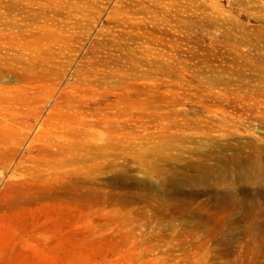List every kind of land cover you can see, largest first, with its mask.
Wrapping results in <instances>:
<instances>
[{"label":"rangeland","instance_id":"obj_1","mask_svg":"<svg viewBox=\"0 0 264 264\" xmlns=\"http://www.w3.org/2000/svg\"><path fill=\"white\" fill-rule=\"evenodd\" d=\"M250 138L264 0H0V264H264Z\"/></svg>","mask_w":264,"mask_h":264},{"label":"bare ground","instance_id":"obj_2","mask_svg":"<svg viewBox=\"0 0 264 264\" xmlns=\"http://www.w3.org/2000/svg\"><path fill=\"white\" fill-rule=\"evenodd\" d=\"M237 137V136H236ZM235 137V138H236ZM229 142H230V140H229ZM238 142H239V144H238V148L237 149H239V150H242V149H244V147H246L247 145H250L251 147L250 148H253V147H255L256 149H257V152H256V154L259 156V158L261 157V156H263L264 155V141H262V140H257V139H246V141L244 140H238ZM226 143H227V141H226ZM232 143V142H231ZM222 144V143H221ZM236 144V143H235ZM234 144V145H235ZM231 145V144H230ZM237 145V144H236ZM222 147H223V145H221ZM229 146V145H228ZM233 147V146H232ZM231 147V148H232ZM230 148V147H229ZM228 149V148H227ZM222 150V149H221ZM235 151H237V150H235ZM247 152V151H246ZM261 159H263V157H261ZM257 166H259V165H257ZM254 172H256L257 174L258 173H264V164L262 165V166H259V167H254ZM252 173V172H251ZM253 174V173H252ZM254 175H256V174H254ZM251 176V175H250Z\"/></svg>","mask_w":264,"mask_h":264}]
</instances>
